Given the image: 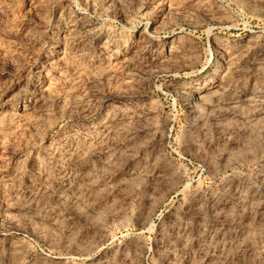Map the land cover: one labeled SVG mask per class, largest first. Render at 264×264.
<instances>
[{
	"label": "rangeland",
	"instance_id": "374dc122",
	"mask_svg": "<svg viewBox=\"0 0 264 264\" xmlns=\"http://www.w3.org/2000/svg\"><path fill=\"white\" fill-rule=\"evenodd\" d=\"M0 264H264V0H0Z\"/></svg>",
	"mask_w": 264,
	"mask_h": 264
}]
</instances>
